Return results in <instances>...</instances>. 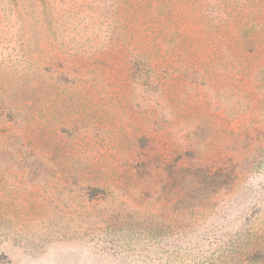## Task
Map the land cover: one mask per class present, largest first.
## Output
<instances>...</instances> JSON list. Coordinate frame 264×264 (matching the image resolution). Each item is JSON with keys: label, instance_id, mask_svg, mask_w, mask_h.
Returning <instances> with one entry per match:
<instances>
[{"label": "rangeland", "instance_id": "obj_1", "mask_svg": "<svg viewBox=\"0 0 264 264\" xmlns=\"http://www.w3.org/2000/svg\"><path fill=\"white\" fill-rule=\"evenodd\" d=\"M0 264H264V0H0Z\"/></svg>", "mask_w": 264, "mask_h": 264}]
</instances>
